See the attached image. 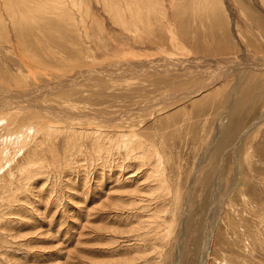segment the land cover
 Here are the masks:
<instances>
[{"label":"rangeland","instance_id":"obj_1","mask_svg":"<svg viewBox=\"0 0 264 264\" xmlns=\"http://www.w3.org/2000/svg\"><path fill=\"white\" fill-rule=\"evenodd\" d=\"M85 1L96 42L99 34L112 38L118 34L121 42L111 39V44L130 49L145 36L151 41L152 33L154 39L141 52L110 59L104 56L94 65L78 66L102 70L107 64L125 63L129 69L125 74L121 66L109 68L115 74L110 75V83L114 86L117 78L121 88L115 84L103 98L94 97L97 101L89 96L92 87L90 91V86H77L86 98H93L91 108L86 98L71 100L87 104L82 106L93 123L96 112L98 118L104 113L116 115L112 125L102 120V125L85 124L89 119L68 120L69 128L73 127L68 130L70 138L61 130L65 123H46L49 129H56L50 130V139L37 135L40 129L32 128L30 143L20 151L22 154L13 146L5 148L6 142L0 139V152L14 160L0 170V264H264V122L260 124L264 120V88L256 103L225 120L223 128H230L232 141L217 158L212 156L216 148L213 141L224 132L217 125L227 106L226 91L236 82L234 74L220 78L225 62L230 61L231 69L232 63L264 59V29L258 30L254 26L258 21L250 19L256 16L264 22V0H203L207 2L198 8L195 0H160L158 11L151 10L146 26L139 29L115 24L112 11L103 3ZM176 10L181 16L178 19ZM62 22L57 25L62 27L64 50L71 46L69 37L74 35L67 34ZM193 24L198 30L204 27L213 32V37L201 34L200 38L195 35L180 42L178 29ZM218 43L220 47L225 43L228 50L215 52ZM57 47L52 51L59 50ZM6 49L7 45L0 46V71L4 74L9 69L15 75L8 64H16L18 58ZM183 61L198 68L195 74H189ZM136 67L139 72L133 73ZM151 67H162L160 72L172 67L178 71L171 74L187 77L180 80L183 85L160 84L165 75L156 74ZM197 71H201L199 78ZM193 77L200 79L198 86ZM211 81L217 83L187 96ZM126 115H132L128 116L131 119ZM6 121L0 122V128ZM8 132L6 136L15 137ZM18 135L17 139H25L23 129ZM67 136L72 140L69 146ZM127 140L133 141L129 145L134 148L132 154L125 146ZM141 144L145 147L142 152L138 148ZM32 150L37 153L35 158ZM138 151L141 155L136 157ZM39 166L40 172L36 170ZM10 168L12 174H8Z\"/></svg>","mask_w":264,"mask_h":264},{"label":"bare ground","instance_id":"obj_2","mask_svg":"<svg viewBox=\"0 0 264 264\" xmlns=\"http://www.w3.org/2000/svg\"><path fill=\"white\" fill-rule=\"evenodd\" d=\"M119 1H122V2H119ZM180 1L181 0H176L175 2L179 3ZM182 1H184V0H182ZM191 1H194V0H190L189 2H191ZM96 2H98L100 4L103 3L104 8H106V10L112 11V13H113L112 17H113V20H115V24H118V23L121 24L122 23L125 26L127 25L128 27L131 26V28L134 27V28H138V29H139V26L140 27L146 26L147 22H145V18L146 17L149 18L148 15L150 12H152L151 10H157L158 11L159 6H160V0H96ZM187 2H185V3H187ZM195 2L197 4L196 7L198 8L199 4L201 2L204 3L207 1L195 0ZM209 2H211V0ZM214 3L215 2H213L211 4H214ZM86 4H87V2L85 0H0V46L1 45L2 46L7 45V49L9 50L8 52H10V53L12 52L18 58V61L16 62V64H12V63L8 64V65H11V67L13 68L14 72L16 73L15 75L11 74V71L9 69H5L4 71H8V72H4V74L1 73V71H0V122L2 121L1 124H3L4 120H6V119L8 120V121L4 122V123H6V126H3V128H0V131H2V133L0 134V139H1V142H6L5 148H7L9 146H13V148L18 149L16 152H19V153H20V151L23 150V148H25V147L28 148L27 145H28V143H30L29 142V140H30L29 136L31 135L30 130L32 128L40 129L39 132L35 131L37 135L43 134L44 137L49 138V137H47V135H49V133H51L52 130L55 131L56 129H49V126L46 123L59 122V123H62V125H63V123H65L64 125H66V126H62L61 130L68 133V130L73 128V127L69 128L71 126V124L70 125L68 124V120L74 121L73 119H75L76 121L77 120L84 121V120L89 119L90 117L86 115L87 104L83 103L84 105H86V107H85V106H82L83 104L81 105L80 102L71 101L74 97L81 96V98L82 97L86 98L85 94H82L80 88L77 86H81V87L83 85L84 86H86V85L90 86V91H92L91 90V87H92L93 92L90 93L87 90V92L89 93V96L93 97V98L95 97L96 99L99 100V99L103 98L104 96H106V92L108 90H111L112 88H114V86L116 87V85L118 86V84H119L118 82H117L118 84H116L117 78H114L115 76H113V78L115 79L114 86H112V81L110 83V80L112 77V76L110 77V75L113 72H110L109 68L111 70H112L111 67H117L118 69H121V68H119V66H121L122 69L124 71H126V72H124L125 74L128 73L129 69L126 68L127 66L125 63L124 64L118 63V65H115L113 63L110 66L107 64L106 69H102V70L94 68V67H90V68H93L91 70H87V67H86V70H84L78 66H81V64H83V65L88 64L89 66L94 65L97 62H99V60H102V58L104 59V56L108 57V58L109 57L112 58L114 56H118V54L119 55H125L126 53H130V52H136V53L138 51L141 52V50L144 49V46L146 49H148L147 48L148 45L152 44V39H154V37L152 35L153 33H152L151 29H148V30L146 29L148 32L151 30V32H149V33H152L150 36V38H152L151 41L148 40L149 36H145V37H143L144 39L142 38L141 41L134 42V45L131 46L130 49H122L119 47V45H118V47L116 46V48H115L114 47L115 45L111 44V39H113L116 43H118V41L121 42V40H119L120 39L119 36H117L118 34H116V36L114 34L113 38H112V35H108V34H104V35L101 34L100 35L99 34V42H96L97 38H96V40H93V38H95V36H93L94 32L91 31L94 24H93L92 20L90 21V15L91 14H90L89 9L86 8ZM215 4H214V8L216 9L217 6L215 7ZM179 5H182V2ZM193 6H195V5H193ZM202 6H203L202 9H203L204 4ZM207 7H208V4H207ZM186 8H187V6H186ZM176 11H178V10H176ZM188 11H189V9H188ZM199 11H201L200 8H199ZM199 11H198V13H199ZM217 12H218V10H217ZM196 13H197V11H196ZM174 14H176L177 19L181 17L179 11L175 12ZM185 15H187V14L185 13ZM204 16L206 17V15H204ZM119 17L123 20L121 21ZM202 18L205 19L204 17H202ZM206 18L208 20H210V18H208V17H206ZM250 19H252V20L254 19L255 21H258L259 25L256 26L253 24L258 30L264 29V22L262 20H260L259 17L255 16V17H251ZM206 20H204V21H206ZM55 21H57V22L55 23ZM62 21L66 23V26H67L66 30L69 31V32H67V34L71 32V35H74L73 39H72V37H69V39H70L69 44L71 46H69V48H67V49L65 48L66 50L65 49L63 50V48H64L63 47V36L61 34L62 33V27H59L57 25V24H60V22H62ZM65 23H64V25H65ZM179 27H181V26H179ZM182 28L183 27L178 29L179 32L181 33L180 39H179L180 42L187 41V40H189V38L191 36H195V35H199V38H200L201 34L204 35V38L205 37H208V38L213 37V35H211V33H213V32L210 33L209 30L205 29L204 27L202 28V30H198L196 28V25H194V24L192 25V27H188V28L184 27V29H182ZM212 30L213 29L211 28L210 31H212ZM147 31H145V32H147ZM125 32L127 33V30H125ZM216 32H217V30H216ZM141 35H140V37H141ZM122 40H124V39H122ZM2 41H4L3 44H1ZM136 41H138V39ZM80 43L83 45V47L81 45V48L78 47V45ZM93 44L98 45V47L94 46ZM224 45H225V43H221V47H220V45L218 43L216 45V48L214 47L215 48L214 51L215 52L216 51H218V52L225 51L227 48ZM226 45H228V44H226ZM56 46H58L57 48L59 50H57L56 52H54V50L52 51V49ZM95 47H96V49H95ZM212 47H209V48H212ZM94 49H95V51H94ZM64 51L66 52V54H68L67 57H64V55H63L65 53ZM214 53H213V55H214ZM41 55H43V57L45 56L46 58L43 59V57ZM16 56H14V57H16ZM232 60H231V62L234 61V60L233 61ZM177 63L178 62H176L175 65ZM182 63L184 65L188 66V67L185 66L186 68H188V70L190 69L188 71L189 74H191L190 72H193V71L195 74V71L198 70V68L195 65L193 66V64H191L192 65V67H191V65L188 64L187 62L185 63L183 61ZM182 63H181V66H182ZM225 64H226V66L225 67L223 66L224 70H222L224 73V76L222 77V75H221L220 78H226L230 74H234V79H236V82L233 84V86L230 88V90L226 91V97L228 98L227 106H226V109L224 111L225 113L221 116V118L218 122V125H217L218 129L222 128V131H224V132L219 134L218 136H216L217 138L213 141V143L216 145V148L214 149L215 152L212 155L214 159L219 156V153L222 151V149L226 148L228 146V144L232 141V138H233V135L229 136V134H228V131H230V128H228V127L223 128V124H224L225 120L226 119L230 120V118L234 117L236 114H238L242 110L243 107L247 108L255 100H259L262 97L263 90H264V89L262 90V88H264V86H263L264 85V59H253V60L249 59L245 62H244V60H242L240 63L239 62L234 63V64L232 63V65L234 66V67H232L233 70H231L232 68L228 69L231 67L230 61H229V63L225 62ZM135 65L136 64L134 62L133 66L135 67ZM157 66H160V65L157 64ZM77 67L79 69H76ZM84 67H85V65H84ZM217 67H218V69L216 72H219V65ZM67 68H71L73 70L68 71ZM151 68H153V67H151ZM154 68L152 71H154V72L157 71L156 74L161 73V74L165 75L164 76L165 78L160 79V81H159V82H161L160 84L165 83L166 85H168L169 83L175 82V86H176V83H180L181 85H183L181 81H185V79L187 77L184 75L179 76L178 74L175 73L176 71H178V69H175V68L171 69L172 67L170 69H167V71L165 69H163V72H160V71H162V70H160L162 67H160V68L157 67L155 69ZM136 69L137 70L133 71V73H135L136 71L139 72L138 71L139 67H136ZM131 70H133V69H131ZM203 70H201V71H203ZM212 70L210 69V71H212ZM164 71H166V72H164ZM170 71H175V72L171 74ZM201 71H199V72L197 71L196 76L198 78L200 77L198 75H200ZM120 76L122 77V75H119V77ZM190 76L191 75H189V77ZM126 77H127V75H126ZM126 77H124V78L122 77V79L126 80L125 79ZM198 78H196V79H195V77L192 78L193 80L195 79V81L197 82V83L195 82L197 84V86L200 84V82H199L200 79H198ZM114 79H113V81H114ZM122 79H119V80H122ZM124 80H123V82H124ZM80 81H83V82L80 83ZM186 81H188V80H186ZM217 81L216 82L211 81L210 83H204V85L202 87H200V90L195 88L193 91H189L190 94H188V93H186V94L188 97L200 94L202 91L209 89V87L216 84ZM156 82H158V81L156 80ZM189 83L192 84V82H189ZM121 84H123V83H121ZM180 84L177 86H180ZM84 86H83V88L87 87V86L86 87H84ZM172 86H173V83H172ZM75 87H77V88H75ZM118 87L121 88L120 86H118ZM171 89H173V88H171ZM77 90H80V92H77ZM122 90H124V89H122ZM83 91L86 93L85 89H83ZM116 92H117V90H116ZM111 93L113 94V92H111ZM111 93L109 91V95ZM124 93H127V92H124ZM112 94H111V96L113 97ZM115 94L116 93H114V96H115ZM118 94H119V91H118ZM129 94H131V93H129ZM54 97H57V100H54ZM112 97H110V98L113 99ZM83 98H82V100H83ZM93 98L91 100H89L90 98H86L87 100H89V102L85 101V103L86 102L90 103V101H92ZM95 98H94V100H96ZM106 99H108V98H106ZM53 100H54V102H53ZM115 101H117V99ZM91 103H90V107L88 106V109L91 108ZM254 103H256V102H254ZM81 108H83V109H81ZM139 108H140V106H139ZM168 108H169V106H168ZM95 114H96V117L94 119H95V123L97 122L96 124H98V123L101 124L100 120L107 121L110 123L111 121L112 122L114 120L116 121L118 118L116 115L105 114V113H104V115L101 114L102 117L98 118L99 114L97 112ZM132 115H128V116H132ZM92 116H93V114H92ZM92 116H91V118H92ZM128 116L126 115L125 117H128ZM125 117H123V120ZM128 119H129V117H128ZM118 120H120V119H118ZM76 121H75V123H76ZM41 122H44V124L39 126V123H41ZM89 122L93 123V121L91 119H89V121H87V123H85V124L88 125ZM263 122H264V120L262 122H260V124H262ZM81 123H80V125H81ZM95 123H93V124H95ZM1 124H0V126H1ZM74 124H73V126H74ZM25 125H27V126H25ZM105 125H106V123H105ZM67 126H68V129L66 128ZM77 126H79V125L77 124ZM81 126H83V125H81ZM81 126H79V128ZM97 126L99 127L100 125H97ZM22 129L24 131L25 139H23V140L17 139L19 137L18 134L20 133V131H22ZM251 129H253V128H251ZM8 131L11 134L15 135V137L10 138V137L6 136L5 134ZM68 136H69V133H68ZM68 136H67V139H65V142L69 146V142H71L72 140H70V138H71L70 136H69L70 138L68 140ZM75 137H76V135H75ZM134 137H136V136H133V138ZM116 143H117V141H116ZM123 143H122V147H123ZM130 144H133V141H132V143H129V140H127L125 142V146L126 145L129 146ZM141 145H142V147L138 146V148H141V152H142V149L144 150L145 147L143 146V144H141ZM238 146H239V148L241 147L240 145H238ZM129 148H130V146H129ZM130 149H131V151L129 150V153L132 154L134 152V148L131 147ZM238 152H239V149L237 148L236 153H238ZM31 153H33V155L29 154L28 157H30L32 155V156H34L33 158H35V155L37 156V153L34 150H32ZM20 154H22V153H20ZM5 155H6V153L4 151L0 152V170L3 169L4 167H6L9 163H12L14 161L12 159H8ZM135 155H136V157H138L141 155V153L138 151L137 154L135 152ZM236 156H237V154H236ZM27 161L30 162V159ZM33 161H34V159H33ZM30 163H33V162H30ZM18 167H21V166L19 165ZM30 168H32V167H30ZM35 169H36V167H35ZM40 169H41V166H39L36 170L38 172H40ZM11 170H12V168H10V170H8V174L13 173V171H11ZM33 170H34V167H33ZM29 172H30V170L28 171V173ZM23 174L25 175V172ZM25 177H27V175Z\"/></svg>","mask_w":264,"mask_h":264}]
</instances>
